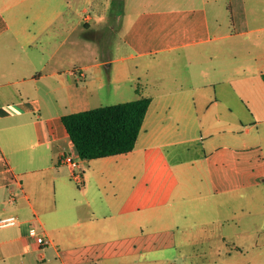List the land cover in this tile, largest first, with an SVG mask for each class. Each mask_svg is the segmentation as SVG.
<instances>
[{
    "label": "crops",
    "instance_id": "crops-1",
    "mask_svg": "<svg viewBox=\"0 0 264 264\" xmlns=\"http://www.w3.org/2000/svg\"><path fill=\"white\" fill-rule=\"evenodd\" d=\"M263 72L264 0H0V217L17 215L0 226V264H264L235 214L218 217V245L175 237L184 199L214 206L252 187L239 159L252 148L243 133L264 124ZM140 97L134 148L77 157L79 186L61 161L75 151L61 116ZM197 172L209 183H188Z\"/></svg>",
    "mask_w": 264,
    "mask_h": 264
},
{
    "label": "rangeland",
    "instance_id": "rangeland-1",
    "mask_svg": "<svg viewBox=\"0 0 264 264\" xmlns=\"http://www.w3.org/2000/svg\"><path fill=\"white\" fill-rule=\"evenodd\" d=\"M226 14V18H227ZM132 50L128 45H126L123 53L124 55H128ZM110 55L118 56L115 52L114 48H111ZM164 54L159 53L154 56H163ZM150 56V55H146ZM138 58V57H137ZM135 59L127 58L128 62H134ZM157 67V71H165L167 70V64L165 62L155 64ZM178 129L181 128H172ZM200 130L202 128H199ZM243 139L252 147L249 155L247 157L246 162L242 159H239V164L245 163L244 165H248L249 171L251 174H248V178L252 183V187L247 190H238L235 195L222 193L221 194V204L214 201V206H210L209 203L202 201L200 198L196 199L195 197H191L190 199H184L183 205H181V210L183 213L178 215L179 229H175V237H176V247L177 248H197L208 245H218L219 242L213 239V233L219 232H228L225 229L229 224L222 222L218 217L220 215H236L234 218L236 220H242L245 218L248 221V226L250 230L254 231L252 239H244V241H239V243H243L244 245L253 246V247H264V240L261 237L264 235V124H262L259 129L256 127L252 128L248 133H243ZM201 142H198L200 144ZM194 142H184L178 143V149L182 151L184 156H188L192 154V150L194 149ZM219 161V160H218ZM235 163V159L231 160ZM229 162L228 159H223V166H227ZM197 168H205L208 165L200 164ZM188 183L190 184H208L210 180V176H208L207 172L203 174L200 173H191L189 176ZM224 178V176H222ZM237 183H240V178L243 176H237ZM72 183L79 188L76 183L72 180ZM224 180L222 181V185ZM78 184V183H77ZM80 186V184H79ZM246 197H248L251 201L250 209L241 210L239 207H233L234 204L243 203ZM179 210V209H178ZM180 212V210H179ZM176 221V219H175ZM231 221V220H229ZM263 229V232H259V230ZM258 230V231H257ZM212 235L211 239L204 238V236ZM224 246V243H222ZM221 245V244H220ZM234 245V244H230ZM156 257L166 258L171 257V254L166 252H160L156 254Z\"/></svg>",
    "mask_w": 264,
    "mask_h": 264
},
{
    "label": "trees",
    "instance_id": "trees-1",
    "mask_svg": "<svg viewBox=\"0 0 264 264\" xmlns=\"http://www.w3.org/2000/svg\"><path fill=\"white\" fill-rule=\"evenodd\" d=\"M149 103V97H140L98 105L63 114L61 122L79 158L126 153L135 146Z\"/></svg>",
    "mask_w": 264,
    "mask_h": 264
},
{
    "label": "built area",
    "instance_id": "built-area-1",
    "mask_svg": "<svg viewBox=\"0 0 264 264\" xmlns=\"http://www.w3.org/2000/svg\"><path fill=\"white\" fill-rule=\"evenodd\" d=\"M75 153H76V151L72 150V151H69V152L62 154L61 155V161L71 167L72 177L75 179V181L78 184H81L82 183V175H81V171L77 170L79 164H78V161L76 159L78 156ZM15 222H17V216L16 215L9 214V215H4V216L0 217V226L13 224ZM30 232L32 235L37 234V232L34 228H31ZM36 240L38 243H40L42 245L47 242V239L44 237V235H41V234L36 236Z\"/></svg>",
    "mask_w": 264,
    "mask_h": 264
},
{
    "label": "bare ground",
    "instance_id": "bare-ground-1",
    "mask_svg": "<svg viewBox=\"0 0 264 264\" xmlns=\"http://www.w3.org/2000/svg\"><path fill=\"white\" fill-rule=\"evenodd\" d=\"M79 73V72H78ZM82 77V76H81ZM73 144V143H72ZM108 156V155H107ZM77 159V158H76ZM11 194V193H10ZM14 215V214H13ZM17 216V215H16Z\"/></svg>",
    "mask_w": 264,
    "mask_h": 264
}]
</instances>
